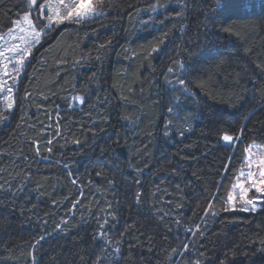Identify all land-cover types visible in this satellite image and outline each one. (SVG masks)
Returning a JSON list of instances; mask_svg holds the SVG:
<instances>
[{
	"label": "trees",
	"instance_id": "1",
	"mask_svg": "<svg viewBox=\"0 0 264 264\" xmlns=\"http://www.w3.org/2000/svg\"><path fill=\"white\" fill-rule=\"evenodd\" d=\"M96 1L0 108V264H264V201L228 207L264 148V0Z\"/></svg>",
	"mask_w": 264,
	"mask_h": 264
},
{
	"label": "rangeland",
	"instance_id": "2",
	"mask_svg": "<svg viewBox=\"0 0 264 264\" xmlns=\"http://www.w3.org/2000/svg\"><path fill=\"white\" fill-rule=\"evenodd\" d=\"M67 2L68 0H65V3ZM85 2H87V0H85ZM92 2L94 5H97L96 0H92ZM46 3L47 0H35L34 3L32 0H28L29 10L20 14L17 19L14 20L10 29L0 32V53H3V56H0V84L3 85L0 87V108H13L15 85L19 81L25 66L31 59L35 49L45 38V34L47 35L48 30L58 27L53 25L50 29H45L44 32L41 33L39 44L36 43L35 37L29 35L32 29L28 28L23 22V17L27 14L33 26L39 24V27H36L35 30L40 31V28L47 23L45 18L49 14L48 7H40ZM51 7L54 11H63L62 8H59L57 0H51ZM18 21L19 23H16ZM65 23L73 22L66 21ZM13 48H16V52L12 51ZM29 49H31V54L25 58V64L23 66L17 64L16 61L19 59V56L16 53H22ZM17 69H20L19 73ZM77 100L80 101V98L78 97ZM262 161H264V148L258 147L257 145L249 146L245 153L244 165L241 167L229 195L232 199L229 200L228 198V207L230 209L242 210L247 208L249 209L248 211H251L253 206H255L257 210L259 209L264 201V192L257 193L251 181L256 180L259 182L260 171L264 168V164L261 163ZM249 173L252 174L251 179H249ZM244 188H247L248 191L243 192L242 189ZM249 200L252 201L251 204L248 203Z\"/></svg>",
	"mask_w": 264,
	"mask_h": 264
},
{
	"label": "snow or ice",
	"instance_id": "3",
	"mask_svg": "<svg viewBox=\"0 0 264 264\" xmlns=\"http://www.w3.org/2000/svg\"><path fill=\"white\" fill-rule=\"evenodd\" d=\"M34 3L35 0H32ZM59 8H62L63 11H54V9L51 7V0H47V3L44 5H41V8L48 7L49 14L45 18L47 23L40 28V31H36L35 28L39 27V24L36 26H33L32 21L29 19L28 15L26 14L23 17V22L28 26V28H31L32 31L29 33V35L35 37L36 43H40V37L41 33L44 32L45 29H50L53 25L59 26L63 23L67 22H74V23H81L86 21L87 19L94 18L95 16L101 15L102 13L97 11V6L93 4L92 0H68L67 3H65V0H57ZM16 23H19L16 22ZM13 52H16V48L12 49ZM19 56V59L16 61L17 64L23 66L25 64V58L31 54V49L28 51H23L22 53L17 52L16 53ZM0 56H3V53H0ZM20 69H17V72L19 73ZM171 71V69H170ZM180 85H184V80L179 81ZM3 85L0 84V87ZM11 90V89H9ZM11 107V106H10ZM171 111V109H170ZM234 138L231 136H224L223 140L226 142H231ZM264 164V161L261 162ZM251 173L248 174L249 179H251ZM252 186L255 187V191L257 193L264 192V168L260 171V180L257 182L256 180H252ZM243 192H247L248 189L244 188L242 189ZM243 198V197H242ZM232 197H229V200H231ZM249 204L252 203L251 200L248 201ZM243 211H248L249 209L244 208ZM257 209L255 206L251 208V211L255 212Z\"/></svg>",
	"mask_w": 264,
	"mask_h": 264
}]
</instances>
